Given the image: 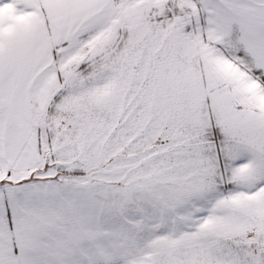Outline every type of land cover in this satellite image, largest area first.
<instances>
[{
    "label": "snow or ice",
    "instance_id": "snow-or-ice-1",
    "mask_svg": "<svg viewBox=\"0 0 264 264\" xmlns=\"http://www.w3.org/2000/svg\"><path fill=\"white\" fill-rule=\"evenodd\" d=\"M0 264H264V0H0Z\"/></svg>",
    "mask_w": 264,
    "mask_h": 264
}]
</instances>
